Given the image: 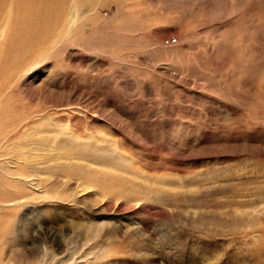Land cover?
Listing matches in <instances>:
<instances>
[{
    "label": "rangeland",
    "instance_id": "1",
    "mask_svg": "<svg viewBox=\"0 0 264 264\" xmlns=\"http://www.w3.org/2000/svg\"><path fill=\"white\" fill-rule=\"evenodd\" d=\"M65 1L0 43V264H264V0Z\"/></svg>",
    "mask_w": 264,
    "mask_h": 264
},
{
    "label": "bare ground",
    "instance_id": "2",
    "mask_svg": "<svg viewBox=\"0 0 264 264\" xmlns=\"http://www.w3.org/2000/svg\"><path fill=\"white\" fill-rule=\"evenodd\" d=\"M76 8L77 5L69 8L65 0H0V43L7 38L1 46L7 45L6 41H15L29 51L33 40L35 43L45 44L64 37L74 29L73 23L82 16L80 8L79 10ZM37 31L42 32L41 36L34 34ZM42 36H45L44 39H41ZM30 58L28 56L27 59ZM21 65L24 64L20 63L19 66L17 64L18 67Z\"/></svg>",
    "mask_w": 264,
    "mask_h": 264
}]
</instances>
